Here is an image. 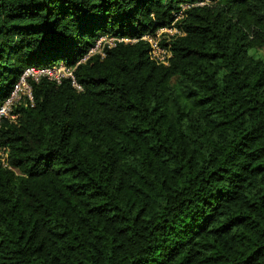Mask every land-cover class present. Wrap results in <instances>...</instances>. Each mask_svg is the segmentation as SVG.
<instances>
[{"label":"trees","instance_id":"trees-1","mask_svg":"<svg viewBox=\"0 0 264 264\" xmlns=\"http://www.w3.org/2000/svg\"><path fill=\"white\" fill-rule=\"evenodd\" d=\"M206 1L203 5L194 4ZM167 65L141 37L172 22ZM103 34L136 39L75 65ZM264 0H0V264H264Z\"/></svg>","mask_w":264,"mask_h":264},{"label":"built area","instance_id":"built-area-1","mask_svg":"<svg viewBox=\"0 0 264 264\" xmlns=\"http://www.w3.org/2000/svg\"><path fill=\"white\" fill-rule=\"evenodd\" d=\"M206 1H200L194 4L203 5ZM189 3L181 4L179 9L173 12L172 22L168 26H162L158 28L154 33H147L142 35L141 39L149 44L150 51L149 57L157 64L167 65L171 57L170 40L171 37L177 34H181L180 30L176 26V22L183 18L185 9L194 5ZM136 39H130L127 37H115L107 34L100 35L94 42V44L87 50V52L80 57L75 63L74 67L80 63L85 62L91 56L98 54L100 57H104L105 47H113L117 43H131ZM73 66H66L62 64H54L51 66H27L19 74L8 96L0 105V121L2 118H6L10 122H15L18 113L13 112L14 107L25 100V102L33 105V95L29 81L37 82L41 78H47L48 80L59 83L63 77H69L71 84L74 88L81 90L80 84L74 78L72 74ZM0 164L7 165V150L5 147L0 146Z\"/></svg>","mask_w":264,"mask_h":264},{"label":"rangeland","instance_id":"rangeland-1","mask_svg":"<svg viewBox=\"0 0 264 264\" xmlns=\"http://www.w3.org/2000/svg\"><path fill=\"white\" fill-rule=\"evenodd\" d=\"M253 52H255V54L258 55V56H264L263 49H255ZM59 64H61V62Z\"/></svg>","mask_w":264,"mask_h":264}]
</instances>
